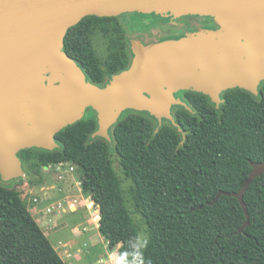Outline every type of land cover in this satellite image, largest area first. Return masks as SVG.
Returning <instances> with one entry per match:
<instances>
[{
    "label": "trees",
    "instance_id": "16d2710c",
    "mask_svg": "<svg viewBox=\"0 0 264 264\" xmlns=\"http://www.w3.org/2000/svg\"><path fill=\"white\" fill-rule=\"evenodd\" d=\"M170 16L88 15L69 28L63 51L88 82L104 86L131 63L127 29L155 20L162 25ZM111 19H117L119 39L110 40L102 59L92 35ZM174 34L158 40L180 36ZM261 91L255 96L238 87L226 89L218 106L201 92L186 91L189 108L171 110L178 126L167 119L159 123L147 111L125 109L111 140L92 136L98 119L87 108L81 119L55 134L57 147L25 148L18 156L27 176L31 158L34 166L70 162L83 170L81 193L97 204L98 232L117 248L122 264H264V172L244 193L248 219L234 196L221 194L208 203L219 190L241 188L249 160L264 161V85ZM114 155L130 181L128 190L113 166ZM21 195L0 182V264H66ZM126 195L146 225V243L138 237Z\"/></svg>",
    "mask_w": 264,
    "mask_h": 264
},
{
    "label": "water",
    "instance_id": "95a60500",
    "mask_svg": "<svg viewBox=\"0 0 264 264\" xmlns=\"http://www.w3.org/2000/svg\"><path fill=\"white\" fill-rule=\"evenodd\" d=\"M127 12L210 16L218 28L147 43L132 37L129 67L104 86L88 82L63 51L66 33L85 16ZM261 80L264 0H0V178L26 179L18 152L54 149L55 134L87 108L98 119L92 136L111 140L108 129L125 109L147 111L159 123L167 119L178 126L172 106L189 108L175 96L178 91L192 89L218 104L229 88L257 94ZM249 164L239 190H219L208 203L221 194L234 196L248 219L243 196L264 172V161Z\"/></svg>",
    "mask_w": 264,
    "mask_h": 264
},
{
    "label": "rangeland",
    "instance_id": "374dc122",
    "mask_svg": "<svg viewBox=\"0 0 264 264\" xmlns=\"http://www.w3.org/2000/svg\"><path fill=\"white\" fill-rule=\"evenodd\" d=\"M138 19H141V17L139 16ZM186 19V17H174L172 19L171 17H168L165 21H163L164 23H162V25H158L159 23H156L157 20L151 21L150 23H146L144 21V23L146 24H142V26L140 27L133 26L132 28H128L127 34L129 33V38L137 36L144 41L149 42L150 40L162 38L167 32H169L170 34L175 33V28L171 27L173 24L172 22H185ZM193 22L194 21H192V23ZM105 27L108 28V31H105ZM119 33L120 31L118 29L117 19H111L107 22H104L102 24V27L99 30H96L92 35L93 45L96 49V52L102 59L109 52L110 40H118ZM67 163L68 164L65 165L63 169L73 167V169L75 170L72 171V174L75 178V181H71L73 182V184H66V189H64L62 184L59 183V180L65 177L67 173H65L61 178L58 176L56 178L54 174L55 172H57V170L55 169V165H53L48 172L44 170L42 166H34L35 159L32 158L29 159L25 164L26 170L29 172V175L26 176V179L18 177L11 178L9 180H0V182L4 186L8 188H16L17 190H20L22 192L21 196L28 210L31 212L32 216L39 221V223L43 227V230L45 232L47 231L53 247L64 261L65 259H69L70 255L73 254V252L68 248L63 247L61 244H64L65 246L68 245L69 247H72V245L64 243V238L61 237L60 231L56 229V222L53 220H55L54 218L68 219L69 221L78 220V214H70L68 206L69 202L73 199H77V204H81L80 207H83V204L86 205L87 203H89L88 198L91 197L88 195L80 196L81 191L79 181L83 176V170L77 167L75 164H72L70 162ZM113 166L117 170V173L122 180L123 188L125 190H128L130 181L124 176L118 159L115 155L113 156ZM33 197H38L40 201L37 203L33 202ZM126 197L128 200L129 210L132 213L133 220L136 223L138 229V237L141 243H144L147 237L146 225L143 222L141 216L137 212H135L129 195H126ZM47 206H54L52 214L46 213ZM95 208L96 206H93L91 209L86 208L84 217H80L81 219L85 220V224L79 226L76 234H79V232H84L88 229L87 225H90V223L93 222L92 215L94 214ZM51 216L54 218L49 220ZM95 232H97V229L95 230ZM77 236L78 235H76V238H71V240H68V242L80 244L83 248L82 251H84V254H82L81 258L76 256L73 259L67 261L68 263L71 261L69 264H122L119 257L117 256L116 248H110L105 238L103 239L100 235H95L96 237H92L90 241L91 243L87 242L88 244L86 245V243L83 244L84 241H81L83 237L80 238L79 236ZM96 257L98 258L97 262L95 261ZM129 264H134V261L130 262Z\"/></svg>",
    "mask_w": 264,
    "mask_h": 264
},
{
    "label": "crops",
    "instance_id": "0c3cea01",
    "mask_svg": "<svg viewBox=\"0 0 264 264\" xmlns=\"http://www.w3.org/2000/svg\"><path fill=\"white\" fill-rule=\"evenodd\" d=\"M67 164L68 163H65V165H67ZM43 169L48 171V168L46 169L45 166H43ZM65 170H66V173H67L66 176L63 177V178H61V180H59L60 181L59 183L62 184V186L64 187V189H66V186L68 184H73V182H71V181H75V178L73 177V174H72V171H74L75 169H73L72 171H70L69 170V167H68V169H65ZM54 174H55V177L57 178L56 172ZM79 184H80V181H79ZM80 191H81V189H80ZM80 196H82L81 192H80ZM85 213H86V208L85 207H80L76 211L70 212V214H78L77 215L79 217L78 220L69 221L68 219H60V218L57 219V218H54L52 216L49 218V220H51L53 218L55 219V220H53V221L56 222V226L55 227H56V229H58V231H60L61 237L64 238V243L71 244L72 245V247H69L68 245L65 246L64 244H61L63 247H66V248H68L69 250H71L73 252V254H71V255L68 253L70 255V257L67 260L65 259V263L66 264H69L71 261L69 263L67 261L73 259L74 257L77 256V257L81 258L82 257V254H84V251H82L83 248H82V246L80 244H76V243H73V242L72 243H69L68 240H71V238H74V237L76 238V235H78L80 238L83 237L81 241H84L83 244L86 243V245H87L91 241V239H92L93 236H95V235L96 236L97 235L99 236L100 235V233L98 232V226L95 225L94 222L90 223V225H87L88 226V229L85 230L84 232H79V234H76L77 233L76 231L78 230L79 226L85 224V220L80 218V217L83 218L84 215H85ZM35 220L41 226V224L39 223V221L36 218H35ZM86 223H87V221H86ZM41 228L43 229L42 226H41ZM96 229H97V232H95ZM44 233L49 238V235L47 234V231L46 232L44 231ZM101 237L104 239L103 236H101ZM116 252H117V248H116ZM117 256H118V253H117ZM97 257L95 258V261L96 262L98 261V258Z\"/></svg>",
    "mask_w": 264,
    "mask_h": 264
},
{
    "label": "flooded vegetation",
    "instance_id": "af4514ba",
    "mask_svg": "<svg viewBox=\"0 0 264 264\" xmlns=\"http://www.w3.org/2000/svg\"><path fill=\"white\" fill-rule=\"evenodd\" d=\"M171 17V19L172 18H174V16L173 15H171L170 16ZM181 18H187L186 19V21L185 22H183V21H174V22H172L173 24H172V26L171 27H173V28H175V34L176 35H179L180 34V36H183V35H186V34H188V33H193V32H196L197 31V29L198 28H202V29H216V28H218V25H216L215 23H214V20H213V18H212V22H209L207 19H206V17H210V16H200V15H184V16H180ZM172 21V20H171ZM192 21H194L193 23H192ZM169 24V23H168ZM170 26V25H169ZM192 29H191V28ZM167 33H169V32H167ZM166 33V34H167ZM174 34V35H175ZM180 36H178V37H180ZM177 37V38H178ZM156 40H158V39H156ZM142 41L144 42V43H147L146 41H144L143 39H142ZM263 85H264V80H261L260 81V83L258 84V86H257V94H254V93H252V92H250V91H248V90H246V89H244V88H242V89H244V90H246V91H248V92H250V93H252L253 95H258L259 93H262V87H263ZM238 88H241V87H238ZM186 91H193V92H197V91H194V90H192V89H187V90H180V91H178L177 93H175V96L176 97H179V98H181L183 101H185V102H187L186 101V99H187V97H186ZM222 93V92H221ZM221 93H220V98H221ZM206 95V94H205ZM208 96V95H207ZM209 97V96H208ZM210 98V97H209ZM211 100V99H210ZM222 98H221V102H219L218 104H217V106L218 105H220L221 103H222ZM216 104V103H215ZM115 124V123H114ZM113 124V125H114ZM113 125H111L110 127H109V129H108V133L111 135L112 134V127H113ZM0 180H1V178H0Z\"/></svg>",
    "mask_w": 264,
    "mask_h": 264
},
{
    "label": "built area",
    "instance_id": "2783aa9c",
    "mask_svg": "<svg viewBox=\"0 0 264 264\" xmlns=\"http://www.w3.org/2000/svg\"><path fill=\"white\" fill-rule=\"evenodd\" d=\"M55 166H56L55 169L57 170V172H56L57 176L60 178L63 177L64 174L66 173V170L63 169L65 166V163L60 162V163H57ZM47 168L49 171L50 168H52V166H47L46 169ZM69 170L72 171L73 167H70ZM82 196H83V194H82ZM32 200H33V202H36V203L40 201V199L38 197H33ZM88 200H89V203H87L86 205L83 204L84 205L83 207L86 206L85 208L91 209L93 206H96L94 214L92 215V219H93L94 224L98 226V223L100 220V210H99L97 204L95 203V201L91 197H89ZM77 203H78L77 199H73L72 201L69 202L68 206H69L70 212L76 211L78 208H80L81 204H77ZM53 209H54V206H47L46 207V213L52 214Z\"/></svg>",
    "mask_w": 264,
    "mask_h": 264
},
{
    "label": "clouds",
    "instance_id": "9594fccd",
    "mask_svg": "<svg viewBox=\"0 0 264 264\" xmlns=\"http://www.w3.org/2000/svg\"><path fill=\"white\" fill-rule=\"evenodd\" d=\"M145 243H146V241H145Z\"/></svg>",
    "mask_w": 264,
    "mask_h": 264
}]
</instances>
